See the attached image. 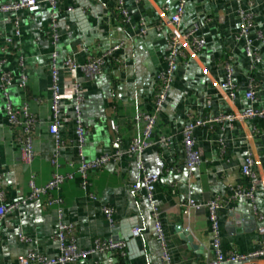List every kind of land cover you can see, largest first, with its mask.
Instances as JSON below:
<instances>
[{
    "label": "crops",
    "instance_id": "crops-1",
    "mask_svg": "<svg viewBox=\"0 0 264 264\" xmlns=\"http://www.w3.org/2000/svg\"><path fill=\"white\" fill-rule=\"evenodd\" d=\"M13 1L16 0H0V5ZM178 1L125 0L131 21L124 23L117 11V0H61L57 19L67 26L59 29L56 44L52 40L48 4L34 13L23 10L0 16V172L6 201H25L1 224L0 264H19L18 258L30 250L48 258L59 256L56 236L60 223L76 226L79 249L93 248L97 239L130 240L128 255L95 253L75 264H163L162 246L146 192H133L130 187L142 179V162L147 173L160 175L155 200L162 212L173 264L210 263L216 259L208 212L190 208L188 214L183 213L182 204L188 199L221 200L219 220L224 251L248 253L262 247L264 124L235 122L215 125L214 129H197L195 139L202 157L200 165L192 170L184 166L181 141L182 130L191 119L216 117L232 109L249 107L251 103L245 93L252 76L257 81V105L264 107V43L256 39L258 31L264 33V0H254L253 6L237 0L188 1L181 31L197 24L198 35L206 40V47L197 61L180 64L154 130L153 142L170 137L171 144H154L141 155L126 154L130 140L143 136L144 125L137 118L143 112L153 111L157 76L165 67L170 30L158 28L163 20L162 10L168 16L174 14ZM245 9L255 14L248 37L261 56L257 64L247 56L246 40L238 39L243 22L240 11ZM143 27L147 28L145 33H141ZM119 44L122 47L115 56L120 62L109 61L94 79H87L81 70L65 68L68 58L84 64ZM54 52H57L55 61ZM53 62L59 72L62 95L59 139L49 133ZM227 65L233 69L232 82L237 93L234 101L228 98L230 89L221 88L227 79ZM2 71L12 76L7 93L14 110H21L26 102L36 120V156L31 166L21 163L15 134L9 127L7 99L1 87ZM23 74L27 76L24 90L20 87ZM76 85L81 87V114L87 129L81 155L74 112ZM111 121L118 127V142L111 131ZM58 140L62 143L60 172L74 173V178L60 190L31 200V178L43 187L52 177L51 159L57 152ZM116 150L121 152L120 159L91 172V184L83 188L77 170L82 156L90 161ZM250 154L255 157L258 177L255 202L239 198L227 203L231 187L243 182L241 170ZM170 167L178 170L168 171ZM50 198H60L62 203L46 206ZM105 205L115 210V226L109 224L103 213ZM136 224L141 233L131 240ZM22 236L29 241H21ZM259 264H264V260Z\"/></svg>",
    "mask_w": 264,
    "mask_h": 264
},
{
    "label": "built area",
    "instance_id": "built-area-1",
    "mask_svg": "<svg viewBox=\"0 0 264 264\" xmlns=\"http://www.w3.org/2000/svg\"><path fill=\"white\" fill-rule=\"evenodd\" d=\"M189 0H179L176 12L170 16L167 15L166 10H162L163 20L158 25V28L167 27L170 30L168 37V52L166 53L165 67L159 72L157 76L155 93L152 98L153 111L143 112L137 118V121L143 123V136L133 137L130 140V145L126 154H142L146 149L152 147L154 144H162L169 146L171 144L170 137H161L157 142H153L154 130L157 127L158 119L163 111V107L168 99V94L171 89L174 75L179 68L181 63L188 64L190 61H197L199 56L206 47V40L200 37L199 26L197 24L190 27L185 32L181 31L180 25L181 20L185 14L186 5ZM238 2H246L249 6L254 5V0H237ZM49 5L51 7V17H52V40L56 44L58 41V31L59 29L66 27L67 25L58 21L57 15L59 12L61 0H16L11 3H5L0 5V16L10 12H20L29 11L34 13L39 10L44 5ZM117 11L124 23H129L131 18L125 7V0H117ZM242 26L238 39H245L246 46L245 50L247 56L250 57L254 64L261 61V56L258 52V48L254 47L253 40L248 37L254 27V17L255 14L251 9L241 10ZM147 31L146 27L141 29V33ZM19 30L16 34L19 35ZM256 39L264 43V33L258 31ZM8 42L12 39H7ZM122 44L114 46L112 49L103 53L98 57L91 58L84 64H79L72 57L68 58L65 62V68L68 70H81L87 79H94L100 72H102L105 65L109 62H120V60L115 56L116 52L120 50ZM53 61L57 58V52L53 53ZM227 79L225 83L221 84V88L227 92L228 98L232 101L236 98V90L232 82L233 69L230 65H227ZM58 69L56 64L52 63V100H51V112L52 121L49 125V133L58 137L59 139V127L62 124V108L60 94V89L58 86ZM12 84V76L10 74L3 72L1 75V87L4 91L5 97L7 99L6 112L8 116L9 127L13 130L14 142L18 147L20 156L19 159L21 163L25 166H31L33 160L36 156V151L34 148V131L36 128V120L30 110L28 109V103H24L23 108L19 111L14 110L11 105L7 88ZM27 86V76L23 74L21 76L20 87L24 90ZM257 81L255 77H250L247 83V89L245 96L251 103V105L245 109L237 110L232 109L231 112L220 114L216 117L207 118H194L191 119L188 124H186L182 130V141L181 146L185 156V168L189 170L194 169L201 163L202 152L201 149L197 147L195 139V131L199 128L208 127L214 129L215 125L228 123L229 125L235 122L245 123V122H256L264 124V107L257 105L256 89ZM75 93L77 95L76 102L74 104V112L76 116V136L78 141V147L80 155L82 154V147L85 142V137L87 134V129L82 121L81 105L83 98L81 95V87L75 86ZM111 131L114 134L115 142H118V136L116 135L118 127L114 121L110 122ZM221 146L224 144L221 142ZM62 148V143L58 140L57 152L55 156L51 159V165L54 168L52 177L50 181L43 187L36 185L34 178H31L29 182L30 195L29 199L38 200L43 195H49L54 191L60 190L61 186L68 180L74 178V173L62 174L60 172L61 164L59 163L60 150ZM121 157V152L116 150L111 154H104L98 158L87 161L82 156V161L78 166L79 175L82 177V187L87 188L90 186V175L91 172L100 171L106 164L111 161H118ZM70 166H73L70 163ZM256 161L255 157L250 154L246 159L245 164L242 166V176L243 182L238 185L231 187L230 198L231 200H236L239 198H248L253 203L255 202L257 188V171H256ZM140 169L142 170V179L138 183L132 184L130 187L133 192H139L144 190L146 192V197L151 205L153 217L155 220L156 236L160 241L162 246V260L163 264H173L171 255L169 252V241L165 234L163 222H162V212L159 206L156 204L155 200V190L160 182V175L157 173H147L146 167L142 162L140 164ZM178 168L170 167L168 171H177ZM2 174L0 172V227L3 220L7 215L17 210L25 201L20 202H10L6 201L5 189L2 185ZM62 203L60 198H50L48 199L46 206H52L54 204ZM183 213L188 214L190 208L195 209H205L208 212L210 229L214 238L215 254L216 259L214 262L201 263V264H225L229 262H239L240 264H259V261L264 260V239L262 240V247L248 253H241L236 251H224L222 248L221 241V227L219 220V213L223 208V204L219 198H214L207 202H197L193 199H188L182 204ZM103 213L111 226H115L116 222L114 219L115 210L113 207L105 205L103 206ZM77 228L74 224L60 223L59 232L56 236V241L59 243L60 255L55 258H48L43 254L35 250L28 251L25 255H21L18 258L19 264H75L81 259H85L95 253H112L116 252L121 256L130 254L129 243L130 240L115 241L97 239L95 245L91 249H79L76 240ZM263 233V230L260 229ZM141 229L136 224L132 228L131 240L140 236ZM1 238V235H0ZM21 241H29L26 236L21 237Z\"/></svg>",
    "mask_w": 264,
    "mask_h": 264
}]
</instances>
